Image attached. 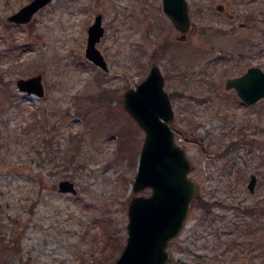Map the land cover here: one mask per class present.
Wrapping results in <instances>:
<instances>
[{"label":"rangeland","instance_id":"rangeland-1","mask_svg":"<svg viewBox=\"0 0 264 264\" xmlns=\"http://www.w3.org/2000/svg\"><path fill=\"white\" fill-rule=\"evenodd\" d=\"M30 1L0 0V264H111L120 256L145 139L123 96L153 64L198 183L168 264H264V214L251 213L264 205V99L250 106L225 88L250 67L264 70V0H189L183 41L162 0H54L28 24L8 20ZM221 3L232 18L215 8ZM98 14L108 72L85 54ZM38 74L44 97L19 91L17 80ZM100 90L110 102L93 101ZM66 179L76 194L59 191ZM199 199L225 205L208 215Z\"/></svg>","mask_w":264,"mask_h":264},{"label":"water","instance_id":"water-1","mask_svg":"<svg viewBox=\"0 0 264 264\" xmlns=\"http://www.w3.org/2000/svg\"><path fill=\"white\" fill-rule=\"evenodd\" d=\"M54 0H32L9 16L16 24H28L34 16ZM216 8L227 17H233L224 4ZM163 9L175 28L182 32L179 40H185L191 18L187 0H163ZM103 16L99 14L89 27L86 56L105 71L108 63L97 44L105 34ZM21 92L45 94L42 75L21 78L17 81ZM227 90L236 89L247 104L264 98V70L253 66L241 76L226 79ZM124 107L145 130L139 165L133 183L127 225L128 238L120 257L113 264H167L171 255L170 243L177 238L188 220L198 184L190 177L192 163L186 149L179 145L170 127L175 112L160 66L153 65L147 78L136 88H128L124 94ZM257 176L252 174L248 189L254 193ZM151 189L148 196L140 192ZM62 193H77L74 182L62 180Z\"/></svg>","mask_w":264,"mask_h":264},{"label":"trees","instance_id":"trees-1","mask_svg":"<svg viewBox=\"0 0 264 264\" xmlns=\"http://www.w3.org/2000/svg\"><path fill=\"white\" fill-rule=\"evenodd\" d=\"M163 49V48H162ZM93 101L95 102V101H106V102H110V100L112 99V96L107 92V91H103V90H100L99 92H97V94L96 95H94L93 97ZM111 98V99H110ZM130 120L133 122V123H136L135 121H134V119L132 118V117H130ZM137 124V123H136ZM122 136H123V139H122V142H120V150H121V148H123V147H125V136H124V134H122ZM198 206H200V207H202L204 210H205V212H208L209 211V206L211 205V203L209 202V201H205V200H198L197 201V203H196ZM121 245L122 244H120V246H119V248L121 247ZM115 246V245H114ZM116 256L117 255H115V250L114 251H112L111 253H110V255L108 256V257H114V259L112 260V261H114L115 260V258H116ZM112 261H110V262H112Z\"/></svg>","mask_w":264,"mask_h":264},{"label":"flooded vegetation","instance_id":"flooded-vegetation-1","mask_svg":"<svg viewBox=\"0 0 264 264\" xmlns=\"http://www.w3.org/2000/svg\"><path fill=\"white\" fill-rule=\"evenodd\" d=\"M216 6H217V4H216ZM216 6H215V8H216ZM257 184H258V180H257ZM257 187V186H256ZM256 193V189H255V191H254V193H252V194H255ZM207 201V200H206ZM261 201H263L264 202V199H261ZM211 203V205L209 206L210 208H209V211L208 212H206V213H208V215L209 214H211V209L214 207V206H216V205H225V204H223V203H221V202H218V201H213V202H210ZM203 211L205 212V210L203 209ZM251 213L252 214H255L256 216L259 214V215H262V214H264V205H260L258 202L256 203V204H254V205H252L251 206ZM256 231V230H255ZM254 234V233H253ZM261 241V240H260ZM257 242V241H256ZM256 242L254 243H251V245H253V247H255L256 248ZM256 257V256H255Z\"/></svg>","mask_w":264,"mask_h":264}]
</instances>
